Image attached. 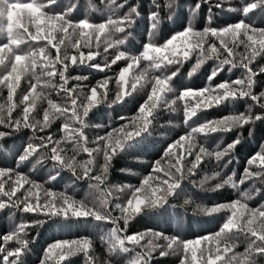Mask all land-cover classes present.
<instances>
[{
	"label": "snow or ice",
	"instance_id": "obj_1",
	"mask_svg": "<svg viewBox=\"0 0 264 264\" xmlns=\"http://www.w3.org/2000/svg\"><path fill=\"white\" fill-rule=\"evenodd\" d=\"M153 2L156 10L149 15L150 37L153 38L143 44L141 51L133 53L126 45L131 36L128 29L133 27L135 18L139 16L136 6L130 7L123 16L114 18L109 14L103 21L93 22L87 16L73 18V13L78 8V0H74L67 7L61 5V0H0V87L8 91L6 102L0 104V125L15 132L31 129L35 134L45 132L55 120L64 118L60 129L63 135L60 139L54 140L51 135H37L39 143L27 144L18 155L17 169L44 149L48 151L47 159L53 162V168L68 170L76 180L94 181L89 187L100 192L98 204L89 206L85 201L76 200L65 192L56 193L44 189L43 185L30 180L17 169L0 168V211L10 207L45 218L31 223L15 224L8 233L0 236V264H23L22 257L29 250L30 241L25 238L29 227L42 225L47 220L67 223L74 219L87 218L98 222L110 221L117 225L101 239L107 240L110 257L116 253L135 252L125 264H151L153 254L157 251L160 257L178 256L179 264H261L264 261V204L250 207L247 203L261 192L255 184H264V144L260 151L248 158L239 181L234 179L236 174L233 172L221 178L211 190L216 191L225 186L238 190L240 185L251 182L249 189L241 191L239 198L227 204L210 208L197 205L199 212L205 215L230 213L218 231L195 239L170 237L152 230L121 235L126 233L129 222L137 216L157 212L169 205L170 198L183 190L184 181L195 185L196 181L190 178L197 174L205 156L214 157L217 162H221L225 157H231L242 143L241 133L222 149L212 152L200 142L199 137L228 133L245 126L250 128L251 136L254 125L264 122V111H253L254 106L264 110V90L259 93L254 91L255 78L264 73V66L257 69L252 67L259 57L264 56V28H257L246 22L255 11L264 12V0H240L239 7H229L228 11L239 12L243 17L234 24L222 28L212 27V17L209 16L208 26L202 30L189 23L182 30L171 34L162 44L154 41L161 21V6L155 0ZM202 2L211 3V0ZM126 3L127 0L123 3L109 0L106 10L111 12L114 8H123ZM176 3L177 0H165V7L170 10L169 19L174 15ZM229 3L230 0H216L213 6L224 9V5ZM89 7H94L91 0ZM200 7L201 3L198 2L192 9L193 16ZM211 11L210 7L209 12ZM118 33L122 35H116ZM101 43L104 44L103 53H108L110 48L115 52L103 66L93 62L101 54ZM241 46L242 52L238 51ZM51 49L55 50L54 57ZM193 54L197 55V62L188 73L189 77L206 61H215V67L208 76L209 83L199 89L184 87L174 99L169 100L168 94L176 91L172 81L179 72V66ZM120 61H124L125 66L115 73V77L97 81L87 91V86H69L71 79H88L87 76L68 75L70 68L85 66L105 71ZM141 62H146L143 68ZM173 65L177 66L176 70L169 71V67ZM235 68L244 70L241 77L215 85L211 83L220 72L225 69L231 72ZM135 69L140 71L134 73ZM26 76L30 77L27 80L28 88L17 101L16 94ZM57 77L59 83L56 82ZM113 79L116 91L114 98L109 100V84ZM149 84L147 98L140 104L136 114L131 118L120 117L124 123L112 128L106 135L98 136L92 141L96 146L89 147L84 129L87 127L86 118L90 111L102 103H107L108 107L124 103L133 93L143 91ZM46 89H54L62 102L53 100ZM246 98L253 102L246 112L206 120L195 126L190 123L201 112ZM44 101L47 107L43 108L42 118L38 119L34 113ZM178 101L183 105V122L187 130L167 145L138 186H113L117 192L128 191L125 202L114 205V210L120 212L119 217H114L108 208L112 190L101 188L107 181L112 160L135 147L150 134V126L161 106L175 112ZM17 109L20 111L14 118L13 112ZM11 134L12 132L0 131V139ZM62 143L71 145L70 156L61 147ZM81 152L87 154V160H77ZM100 155L103 164L100 165L99 174L94 175L96 157ZM189 157L192 159L189 160ZM231 162L229 158L223 167ZM44 163L43 157L36 161L41 166ZM58 175L59 172L50 175L49 180H55ZM219 177V171L212 176H205L200 185ZM25 185L28 187L25 188ZM21 189L24 190L22 196H17ZM41 190L43 196L40 195ZM184 203L187 205L192 201L186 199ZM119 220L123 221V228L118 226ZM241 237L245 247L243 252H238L237 241ZM161 240L164 241L163 244L157 243ZM10 242L16 246L8 247ZM80 254L84 256L85 264H98V259L92 253V241L87 237L55 241L45 250L40 264H66L70 258ZM104 264H113V261L108 259Z\"/></svg>",
	"mask_w": 264,
	"mask_h": 264
},
{
	"label": "trees",
	"instance_id": "obj_2",
	"mask_svg": "<svg viewBox=\"0 0 264 264\" xmlns=\"http://www.w3.org/2000/svg\"><path fill=\"white\" fill-rule=\"evenodd\" d=\"M73 2L74 0H61V5L67 7ZM108 2L109 0H91V4L94 5V7L90 8L89 0H78V8L73 13V18L80 19L87 16L93 22H101L106 19L109 14L113 15L114 18L120 17L127 13L130 7L136 6L139 16L135 18L133 27L128 29V31L131 32V36L128 39L126 47L131 52L138 53L142 50L143 44L153 38L150 37L151 21L149 19L150 13L156 10L153 0H127L123 8H114L111 12L106 10ZM123 2L124 0H117V3ZM198 2L201 3V7L196 15L193 16L192 9ZM155 3H159L161 6L159 9L161 17L159 30L154 36V41L157 44H162L171 34L182 30L189 23H191L194 28L202 30L204 27L208 26L209 16L212 17L211 26L217 28L234 24L243 18L239 12L227 10L229 7H239L240 0H230L229 4L224 5V9H218L213 6L216 0H211V3H203L202 0H177L174 6V15L172 19L168 18L170 10L165 7V0H155ZM210 7L212 8L211 12H209ZM246 22L253 24V26L257 28H264V12L259 10L255 11L250 14V19L246 20ZM116 35L119 36L122 34L118 33ZM101 39L103 40V37ZM212 40L214 41L215 38H212ZM216 42L218 43V41ZM103 47L104 44L101 43L99 49L101 54L93 61L94 63H100L102 66L105 64L106 60L110 61L115 54L114 49L111 48L108 53H103ZM85 51H87V49H85ZM238 51L242 52L243 46H241ZM51 52L54 57L55 50L51 49ZM196 62L197 55L193 54L189 60L179 66V72L172 81V85L176 91L168 94L167 98L169 100L174 99L184 87L199 89L205 87L209 83L208 76L215 67V61H206L194 75L189 77L188 73ZM144 63L146 62H141V68H143ZM123 66H125V62L120 61L116 65H112L110 69H105V71H99L85 66L70 68L68 75L72 77L87 76L88 79L80 81L71 79L69 81V86H87L85 88V91H87V88L95 85L97 81L103 80L106 77H115V73ZM260 66H264V56L259 57L252 65L254 69ZM176 67L175 65L170 66L169 71H175ZM139 71L140 69H135L134 73H138ZM243 71L242 68H235L231 72L225 69L220 72L211 83L215 85L225 80H234L241 77ZM150 76L151 72L149 73V78ZM28 79H30V77L27 76L22 79L21 87L16 94L17 101L27 90ZM255 79L256 85L254 91L259 93L264 90V73H261ZM56 82L59 83L58 77ZM45 91L53 100L62 102L61 98L56 95L54 89H46ZM115 91L116 84L115 79H113L109 84V100L114 98ZM149 91L150 84L143 91L133 93L124 103H119L112 107H108L107 103H102L93 108L86 118L87 127L84 129L89 141L88 146L95 147L96 145L93 144L92 141H95L98 136L106 135L112 128L118 127L120 124L124 123L125 121L121 120L120 117L131 118L134 116L140 104L146 100ZM7 95V89L0 87V104L6 102ZM251 104H253V102L247 98L244 100H237L235 103H225L219 107H213L199 113L190 123L195 126L206 120H215L233 113L246 112ZM44 107H47L46 101L41 102L38 110L34 113L36 118H42ZM175 107L177 111L173 112L170 108L161 106L156 113L153 124L150 126V134L146 135L135 147L121 153L112 160L107 181L104 185H101V188H110L112 190V195L109 197L111 203L108 205V208L114 217L120 216L119 210H114V205L116 203L123 204L127 198L128 191L117 192L113 186H123L125 184L138 186L142 178L151 170V164L161 157L167 145L173 140L178 139L179 136L183 135L187 130L183 122L184 115L182 103L178 101ZM19 111L20 109H17L16 112H13L14 118L18 115ZM253 111L261 112L264 110H261L258 106H254ZM63 123L64 118L61 117L55 120L51 127L46 129L45 132L35 134L31 129H22L19 132H15L12 129L0 125V131L12 132L11 135L0 139V168L17 169L16 159L18 155L27 144L39 143V140L36 139L37 135H51L54 140L60 139L63 135L60 131ZM249 131L250 128L245 126L243 129L228 133H216L207 138L199 137L200 142L212 152L222 149L241 133L242 143L237 146L231 157H225L221 162H217L214 157L205 156L204 162L197 170V174L190 178L196 181L195 185L187 180L184 181L182 183L183 190L179 191L178 195L170 198L169 205H166L165 208L157 212L137 216L129 222L126 233H121V235H130L152 230L153 232L164 233L170 237L177 236L180 239H195L199 236L218 231L224 223L226 216L230 215V213L220 212L213 215H205L199 212L197 205L210 208L214 205L227 204L239 198V193L241 191L251 187V182H246L240 185L238 190L228 186L216 191L211 190L221 178L231 175L233 172L236 174L234 179L239 181L244 168L247 166L246 161L248 158L255 152L261 150V145L264 144V122H257L254 125L251 136L249 135ZM61 147L66 149L69 156L72 154L70 151L71 145L62 143ZM41 157L45 160L43 166L36 164L37 159ZM47 157L48 151L41 149L35 156L31 157L29 161L20 165L17 170L27 175L30 180L43 185L44 189H50L56 193L65 192L76 200L85 201L89 206H92L93 203L98 204L100 192L89 187L90 183H95L94 181H89L87 179L76 180L68 170L53 168V162L48 160ZM229 158L232 162L227 164V167H223V164L227 163ZM87 159V154L83 152L77 156V160L80 161ZM191 159L192 157H189V160ZM101 164H103L102 155L96 157L95 167L93 169L94 175L99 174ZM33 165H35V168ZM217 171L221 172V177L206 181L203 186L200 185V181L205 176H212ZM57 172H59L57 178L50 181L49 176L56 175ZM27 187L28 185H25V188ZM255 187L260 188L261 192L259 195H254L251 200L247 201L250 207H259L264 204V184L257 182ZM23 191L24 190L21 189L20 192L17 193V196H22ZM40 195L43 196L42 190ZM117 197H119V199H117ZM186 199H190L192 203L186 205L184 203ZM38 219L45 218L42 215L23 213L10 207L6 208L0 211V236L8 233L15 224L21 222L31 223ZM118 226L120 228L124 227L122 220L118 221ZM114 227H117V225H114L110 221L98 222L92 218L74 219L67 223L59 220L56 222L47 220L42 225H33L27 229V236L25 238L29 240L30 243L29 250L22 257L23 264H40L41 259L44 258L45 250L50 244L57 240H73L82 237H87L92 241V253L98 259V264H104V261L108 259H111L113 264H125L135 252L128 254L116 253L110 257L108 253V242L106 239H101V237H106ZM157 243L163 244L164 241H157ZM237 243L238 247L236 251L243 252L245 247L243 237H241ZM15 246L16 245L11 242L8 245L10 248ZM129 247L131 246L129 245ZM136 251H139V249H136ZM0 260H2V256H0ZM66 264H85V258L82 254L76 255L70 258ZM151 264H179V257L174 255L160 257L159 251H157L153 254ZM261 264H264V261H262Z\"/></svg>",
	"mask_w": 264,
	"mask_h": 264
}]
</instances>
